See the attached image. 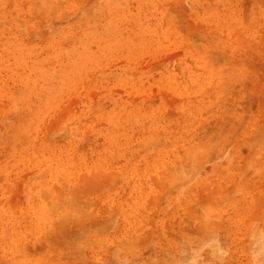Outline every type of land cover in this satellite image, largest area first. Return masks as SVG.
I'll list each match as a JSON object with an SVG mask.
<instances>
[{
  "label": "rangeland",
  "instance_id": "obj_1",
  "mask_svg": "<svg viewBox=\"0 0 264 264\" xmlns=\"http://www.w3.org/2000/svg\"><path fill=\"white\" fill-rule=\"evenodd\" d=\"M0 264H264V0H0Z\"/></svg>",
  "mask_w": 264,
  "mask_h": 264
}]
</instances>
